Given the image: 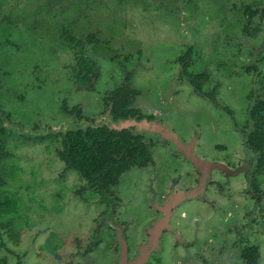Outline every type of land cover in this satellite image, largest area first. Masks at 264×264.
Listing matches in <instances>:
<instances>
[{"label": "rangeland", "instance_id": "374dc122", "mask_svg": "<svg viewBox=\"0 0 264 264\" xmlns=\"http://www.w3.org/2000/svg\"><path fill=\"white\" fill-rule=\"evenodd\" d=\"M193 2L0 0V128L5 127L0 201L7 198L11 202V206L0 213V240L3 239L7 245L0 249V260L4 258L7 264H14L15 254L19 252L26 256L25 259L32 256L28 262L22 261L23 264H53L52 260L58 256L42 248L50 232H67V227L84 225V231L88 233L94 227L93 216H98L99 209L92 206L94 204L82 201L80 205L72 201L71 195L85 182L78 172L68 171L58 155L62 137L56 134L79 124L77 121L73 123L72 118L66 115L51 127L64 107L78 110L85 93L62 90L74 88L77 64L73 44L57 39L61 25L68 26L79 36L94 35L96 41L86 38L85 43L88 54L104 73L98 88L118 86L124 79V67L138 66L136 83L151 87V92H148L151 105L173 109L177 131L183 135V132L195 133L205 127L203 152L211 157L223 156L217 147L234 152L235 137L231 130L223 127L226 118L214 101L190 95L185 84L182 87L186 89L175 93L169 85H173L172 81L175 82L182 66L177 58L184 55L193 42L187 37L193 29L191 24L198 28L204 26L206 29L200 37L199 49L192 50L189 71L191 74L208 72L211 79L204 88L219 85V92L223 91L221 97L234 108L233 117L240 121L246 116L251 99L248 92L249 101L244 102L243 92H237V89L249 91L253 82L252 77L248 81L241 73L242 65L249 62L247 58L252 54L254 39H264V23L257 19L249 21L241 11L246 4L253 5L254 0H199L197 7L208 5L207 10L199 14ZM64 5L67 6L65 9ZM177 8L179 19L172 14ZM62 9L66 11L64 15ZM245 28L250 29V35L244 34ZM244 41L250 42V47L242 46ZM120 61L122 63H118ZM65 80L68 87H65ZM154 89L157 92H153ZM255 90L259 96H264V85L257 81ZM93 96L99 101L97 92ZM97 108V104L91 107ZM85 113L91 120L96 115L93 111ZM199 122L202 128L198 127ZM161 126L170 128L167 124ZM140 131L154 132L149 129ZM172 131L178 134L176 130ZM157 133L164 138L162 133ZM178 136L188 144L198 140L196 135L190 141ZM174 151L184 154L175 149V143ZM209 160L223 163L217 158ZM223 164L231 170L239 169V172L234 174L221 168L214 169L234 176L248 172L246 161L235 168L225 162ZM198 169L203 174L202 185H205L208 176L204 178V175L208 172ZM258 176V182L264 189V172ZM209 188L205 196L208 202H201L200 208L195 207L196 202L195 205L189 203L192 213L187 223L190 225L185 222L186 218L177 219L188 233H192L195 217L201 222L193 232L197 237L199 233L202 240L191 241L193 236L190 235V241L187 240L198 243L199 246L192 251L196 258L193 254H180L179 258L169 254L166 264H246L242 251L254 245L259 248V264H264V200L257 202L251 196L250 176L224 178L223 174L217 175ZM66 200L69 205H66ZM166 207L162 208L160 217L169 218L170 212ZM131 212L128 210L127 215ZM163 222L159 221L160 228L165 227ZM35 251L43 256L36 258L33 256ZM56 262L61 264L62 260Z\"/></svg>", "mask_w": 264, "mask_h": 264}, {"label": "flooded vegetation", "instance_id": "af4514ba", "mask_svg": "<svg viewBox=\"0 0 264 264\" xmlns=\"http://www.w3.org/2000/svg\"><path fill=\"white\" fill-rule=\"evenodd\" d=\"M198 3L199 0H194L192 3L197 14L207 10L208 5H204V8H202L203 6L197 7ZM1 7L2 5H0V8ZM66 7L67 6L64 5L63 8L65 9ZM64 9H62L63 15L66 12ZM178 10L179 8L172 11L176 19L180 18L176 13ZM36 11L39 13L37 9ZM241 11L243 14L247 15L249 21L257 19L259 23H264V0H254L253 5L246 4ZM192 18L193 16L191 19ZM191 27L193 29L189 32L187 37H190L193 42L188 46V51L177 58L182 66L177 73L175 82L173 80V85H169V87L172 89L173 93L181 92L186 89L182 87V85L185 84V86L190 89V95H198L214 101L216 106L223 111L226 120H223L222 125L227 131L231 130L233 132L232 135L235 137L233 144L236 147L234 152L231 153H229L225 147L223 149L217 147V149L223 153V156L219 157H211L209 154L202 151V145H205V140L202 138L206 133V128H202L200 122L197 123V125L199 128H202L201 130L199 129L195 133L187 134L183 132L185 136L183 137L181 131H177V126H175L173 122L175 118L173 109L159 108L150 104L148 92H151V87H142L146 85H138L136 83L135 78L138 66H135V68L124 67V79L118 86L113 88H98L99 80L104 76V73L101 72L98 62L88 54L85 43L86 38L96 41L94 40V35L87 34L85 36L83 34L79 36L72 33L73 31L70 30L68 26H60V36H58L57 39L66 44H73L72 46L75 47V64H77L74 68L76 70L72 84L74 88H62V90H64L63 92H85L84 95H82L83 98H81L83 103L78 105V110L69 108L68 106L64 107V111L59 114V118L51 126L54 127V125L58 124L62 117L66 115L72 118L73 123L77 121L76 123L79 124V126L74 125L72 128L56 134L62 137L60 141L62 148L59 149L58 155L65 164V168L67 169L66 160L62 157L61 151L65 148L64 139L67 132L79 129L85 130L88 127L103 126H109L118 131L125 129L133 135L131 139L132 145L130 147L124 146L114 150L113 156L120 158L126 155L128 151H139V153L141 152L142 154V163H129L128 167L120 172L115 180L101 177L95 173L92 174V177H88L76 169H68V171L74 170L78 172L81 180L85 182L80 185L76 193L71 195L72 201L74 202L75 200L80 205L83 203H88L90 205L94 204L92 206H96L99 212L98 216H93L94 227L88 233H85L84 225H77L71 228L67 227V229H69L67 232H58L56 234L53 231L50 232L47 242L42 248L58 256L54 257L52 260L53 264L58 263L56 260H62V262H60L61 264H166V259L169 254H172L174 258H179L180 254H193L194 258H196L195 253H192V251L199 245L198 243L188 242L190 241L188 238L193 236L191 238L193 240L191 241L194 242H200V240H202V238L199 237V233L197 237V234L193 232H196L197 226L200 227L201 222L197 221L195 217L193 220L196 223L191 225L192 233H188L177 220L186 218L185 222L187 223L192 213L190 212L189 203L195 205L194 203L196 202L195 207L200 208L199 204L203 205L201 202H208L205 196L209 192V187L211 186L213 178L217 175L223 174L224 178L239 176H246L248 178L250 176L251 184L252 178H256L258 182V175L264 172V170H260L261 153L249 141L251 131L257 128L259 132L264 127V96H259V92L255 90L256 81L264 85V39L261 40L259 37L257 40L254 39L253 45L251 46L253 48L252 54L247 58L249 62L242 65L241 73L248 78V81L252 77L253 82L252 88L249 91L248 89H246L245 92L243 89H237V92H243L241 96L244 102L248 99V92H250L249 98L251 99L250 102H248L249 100L247 101L248 107L246 116L239 121L236 116V118L233 117L232 112L234 108L229 106L225 99L221 97L223 91L219 92V85H215L211 89L204 88V85L211 79L210 74L208 72L191 74L189 71L190 61L193 60L192 50L194 48L199 49L200 37L204 29H206L204 26L198 28L195 24H191ZM256 31L259 32V29L256 28ZM244 34L250 35V29L245 28ZM244 34H242V36ZM250 44V42H242V46L250 47ZM84 54L95 62L99 69L94 84L89 85V87H79L78 84L80 73L83 72L81 65H84ZM116 57L118 58V56ZM118 63L122 62L120 61ZM201 73H207V78L199 85V83L194 81L193 76ZM68 85L69 84L65 87H68ZM96 92L98 93L99 101L93 99V95ZM153 92H157L156 89H154ZM159 92L162 91L159 90ZM116 94L123 95V98L119 99L121 103L124 102L123 107L119 110V112L122 113L120 116L114 113ZM94 104L98 105L97 109H91ZM255 108L257 119L253 117ZM85 111L88 113L91 111L96 113L93 120H91L92 118H90ZM94 118L96 119L95 121ZM126 118H135L137 121H142L144 119L156 121L157 126L167 124L172 130H176L186 141L192 140L196 135L198 140L194 141L195 146L199 155L203 158H217L232 168L238 167L246 161L245 168L248 172H241L234 176L222 172L220 169H213L204 181L205 185H202L201 180L203 174L200 173L196 164L187 159L184 154H179L174 151V143L171 140H165L155 131H140L138 126L134 124L126 128H116L112 126L116 121L119 122ZM81 123L83 125L80 126ZM211 127L213 129L214 126ZM4 134L5 127H1L0 153L2 155L0 157V165L5 157L3 151L5 144ZM252 190H254V188H252L251 184V192ZM253 192L256 193L257 191ZM172 193H180V196L173 200L176 204L175 206H171V202H166L168 195ZM190 193L193 194L190 195ZM253 198L256 199L255 197ZM66 205H69L67 200ZM165 206H167L166 209L170 212L169 218L160 217L162 208ZM89 207L91 208V206ZM137 209L140 210L138 211ZM128 210H132L131 215H127ZM1 212H5V210L0 211V213ZM89 215L91 217L92 214ZM166 218L167 223L165 221ZM160 220L165 222H163L164 228L159 227L158 223ZM68 232H71V234L68 235ZM6 247L5 241L3 239L0 240V249ZM16 252L14 251V253ZM33 256L37 258L43 255L35 251ZM25 257L26 256L17 252L15 254L14 264L28 262L32 256L26 259ZM36 258L33 259V261H35ZM243 259L245 260L244 257ZM0 264H7V259L3 258L0 260Z\"/></svg>", "mask_w": 264, "mask_h": 264}, {"label": "trees", "instance_id": "16d2710c", "mask_svg": "<svg viewBox=\"0 0 264 264\" xmlns=\"http://www.w3.org/2000/svg\"><path fill=\"white\" fill-rule=\"evenodd\" d=\"M83 63L84 65H81L83 72L80 73L78 84L79 87H89V85L94 84L99 69L96 63L85 54L83 56ZM206 74L207 73H201L193 76L194 81L201 85L207 78ZM115 97L116 103L114 104V113L120 116L122 113L119 112V110L123 107L124 102L121 103L119 99L123 98V95L116 94ZM253 117L257 119L256 108L253 111ZM132 138L133 135L129 131L125 129L118 131L109 126L88 127L85 130H72L65 135V148L61 151V155L66 160L67 169H76L88 177H92V174L95 173L101 177L115 180L119 173L128 167L129 163H142V154L141 152L139 153V151H128L126 155L120 158L113 156L114 150L124 146L130 147L132 145ZM249 141L261 153L260 170L262 171L264 170V127L259 132L257 128L251 131ZM1 155L0 153V157ZM251 184L252 188H254L251 192L252 196L255 197L258 202H262L264 200V189L258 184L256 178H252ZM253 191L257 192L254 193ZM0 202H2L0 203V211H4L11 206V202L7 198ZM262 210H264V206ZM243 257L246 260V264H259L260 252L258 246L245 247L243 250Z\"/></svg>", "mask_w": 264, "mask_h": 264}, {"label": "water", "instance_id": "95a60500", "mask_svg": "<svg viewBox=\"0 0 264 264\" xmlns=\"http://www.w3.org/2000/svg\"><path fill=\"white\" fill-rule=\"evenodd\" d=\"M132 124L137 125L139 130L140 129H142V130L149 129L152 131H157V132L162 133L164 138L172 139L175 143V149L178 152L184 153L187 158L196 162L198 167H200L202 170H206L208 173L214 168H221V169H224V170L231 172V173H234V174H237L239 172V169L231 170L227 167V165L221 163L218 160H209V159H205V158L201 157L195 148L194 142L189 143V144L185 143L178 136V134L176 132L170 130V128L165 127V126H157V123H154L152 121H148L146 119H144L142 121H137V119H135V118H126V119H123L119 122L116 121L114 124H112V126L116 127V128H126V127H130ZM208 173H205L204 178H206L209 175ZM192 194L193 193H190V195H192ZM179 196H180V193L169 194L167 199H166V202H171V206H175L176 204L173 202V200ZM169 207H170V204H169ZM158 225H159V223H158Z\"/></svg>", "mask_w": 264, "mask_h": 264}]
</instances>
